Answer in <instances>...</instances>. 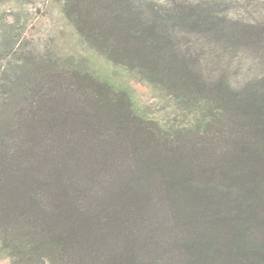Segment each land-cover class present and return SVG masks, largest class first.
<instances>
[{
  "label": "trees",
  "instance_id": "obj_1",
  "mask_svg": "<svg viewBox=\"0 0 264 264\" xmlns=\"http://www.w3.org/2000/svg\"><path fill=\"white\" fill-rule=\"evenodd\" d=\"M51 1L105 63L43 54L37 0H0V256L264 264V0Z\"/></svg>",
  "mask_w": 264,
  "mask_h": 264
},
{
  "label": "rangeland",
  "instance_id": "obj_2",
  "mask_svg": "<svg viewBox=\"0 0 264 264\" xmlns=\"http://www.w3.org/2000/svg\"><path fill=\"white\" fill-rule=\"evenodd\" d=\"M37 8H40L38 11ZM33 19L28 27V36L32 43L39 46L42 53L52 52L63 58L71 54H81L93 57V65L101 67L105 60L94 50H91L79 36L75 28L69 23L57 2L51 0H37L32 8ZM106 67H109L106 65ZM117 78L131 83L137 92L141 105L148 107L154 115L165 120L169 116L167 103L158 98V94L147 84L138 82L132 76L115 68ZM0 264H10L9 258L0 256Z\"/></svg>",
  "mask_w": 264,
  "mask_h": 264
}]
</instances>
